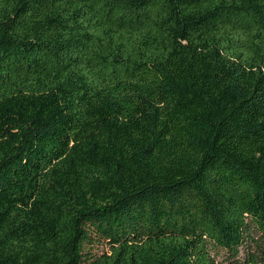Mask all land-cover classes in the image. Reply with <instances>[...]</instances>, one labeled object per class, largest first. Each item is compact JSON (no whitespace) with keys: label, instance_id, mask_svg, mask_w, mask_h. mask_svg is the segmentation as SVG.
Segmentation results:
<instances>
[{"label":"trees","instance_id":"16d2710c","mask_svg":"<svg viewBox=\"0 0 264 264\" xmlns=\"http://www.w3.org/2000/svg\"><path fill=\"white\" fill-rule=\"evenodd\" d=\"M0 264H264V0H0Z\"/></svg>","mask_w":264,"mask_h":264},{"label":"rangeland","instance_id":"374dc122","mask_svg":"<svg viewBox=\"0 0 264 264\" xmlns=\"http://www.w3.org/2000/svg\"><path fill=\"white\" fill-rule=\"evenodd\" d=\"M256 237H257V236H256ZM249 247H250V246L247 245V247L244 246V248H241L240 257H242V258L245 257V255L247 254V251L249 250ZM101 248H102V247H101ZM255 250H256V249H255ZM223 255H224V252L219 251V256L222 257Z\"/></svg>","mask_w":264,"mask_h":264}]
</instances>
